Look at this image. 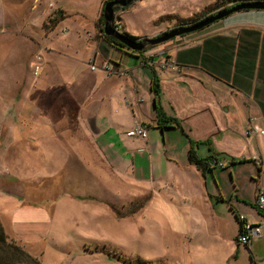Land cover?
I'll list each match as a JSON object with an SVG mask.
<instances>
[{
  "label": "rangeland",
  "instance_id": "rangeland-1",
  "mask_svg": "<svg viewBox=\"0 0 264 264\" xmlns=\"http://www.w3.org/2000/svg\"><path fill=\"white\" fill-rule=\"evenodd\" d=\"M216 1L137 0L115 12L111 26L136 39H153L210 10ZM236 2L248 7L264 0ZM55 3L68 10L50 29V20L58 17ZM99 3L31 1L30 9L43 20L39 30L21 27L24 33L0 37L3 57L12 51L4 41L16 42L19 52L12 64L0 57L8 77L2 80L0 74V188L13 182L22 189L25 206L40 205L50 215L45 238L20 246L41 264H225L235 237L227 205L212 204V209L196 179L193 186L164 189L174 175L185 181V172L171 166L160 172L157 163L148 164L146 140L128 134L144 124L134 117L146 120L148 114L132 115L128 107L133 92L122 70L134 72L136 60L104 40ZM229 16L228 23L238 27L264 25V8H243ZM63 50L70 55H58ZM160 136L150 130L147 139L184 157L186 142L178 132ZM206 153L199 147V157ZM9 220L2 217L7 231ZM237 264H249V259L242 255Z\"/></svg>",
  "mask_w": 264,
  "mask_h": 264
},
{
  "label": "crops",
  "instance_id": "crops-1",
  "mask_svg": "<svg viewBox=\"0 0 264 264\" xmlns=\"http://www.w3.org/2000/svg\"><path fill=\"white\" fill-rule=\"evenodd\" d=\"M31 1L34 0H0L2 40L10 33H19L22 30L27 32V29H31L30 32L39 30L43 20L37 10L30 9ZM44 2L46 0H42V5ZM99 2L98 5H102L99 15L102 16L104 4L101 0ZM55 5L57 10H68L58 3ZM48 11L50 10H47V14ZM22 17L25 18L23 22ZM35 18L39 19V24ZM229 18L201 32L171 41L163 50L155 48L144 53L145 58L153 57L152 65L159 80L158 98H155L150 90L151 75L146 66H142L140 58L133 57L136 60L132 70L134 72L127 73L122 70V77L133 92L130 95L133 102L128 105L132 115L135 111L143 117L148 114L146 120L134 117V121L143 122L147 126L145 140L151 153L148 164L157 163L160 172L161 168L168 169L170 166L174 171L185 172V181L181 182L179 177L174 175L172 181L162 184L164 189H183L184 184L193 186L196 179L202 191L201 195L210 207L213 209L212 204L217 203L226 204L234 220V243L226 254L225 264L239 263L242 255L249 259V264L250 258L253 264H264V229L262 237L248 248L238 247L235 243L238 233L235 215L244 217L245 221L251 224L258 223L261 218L254 204L257 190H264V25L250 28L248 25L237 23L238 27L228 23ZM4 42L7 47L11 45L9 47L12 51L5 54V57L0 54V57L5 64H12L19 57L17 43ZM176 42L178 43L174 44ZM63 52L58 55L69 56L71 53L66 50ZM0 64L5 65L1 61ZM0 74L2 80H8L1 69ZM156 101L159 102L160 111L167 118L178 120L190 139L199 144L195 149L196 154L199 147L206 148L204 157L197 154L199 159L216 153L225 155L216 156L218 163L212 173L206 172L204 176L199 168L189 163V143L178 130L162 131L155 128ZM99 115L103 118L107 116L101 106ZM150 130L159 131L162 140L163 135L170 131L178 132L186 142L184 157L179 159L177 154L172 152V147L165 150L164 143L160 147L150 144L147 139ZM230 158L235 162H245L231 166ZM220 163L224 164L225 169L219 168ZM226 164L229 165L228 168ZM162 165L165 167H161ZM157 177L161 180L164 173ZM208 181L212 184L211 189L208 187ZM14 187L13 182L8 180L7 188H0L1 192H8H4L6 196L0 195V220L2 222L3 216H9L12 220L10 231L2 224L7 236L19 245L43 240L41 238L46 236L44 225L50 221V215L45 207L40 205L25 206L22 202V189L16 190L17 187Z\"/></svg>",
  "mask_w": 264,
  "mask_h": 264
},
{
  "label": "trees",
  "instance_id": "trees-1",
  "mask_svg": "<svg viewBox=\"0 0 264 264\" xmlns=\"http://www.w3.org/2000/svg\"><path fill=\"white\" fill-rule=\"evenodd\" d=\"M109 1H112V0H109ZM106 0H104L103 4H105ZM239 2H236V0H217L214 5L212 6V8H210V10L208 11H204L202 12L201 14H199L197 17H194L192 19H189L187 22H183V23H180L177 27H175L174 29L170 30L169 32H172V31H175V30H182V29H187V28H191L193 26H196L198 24H200L201 22H203L205 19L207 18H210L212 16H215L217 15L218 13L220 12H223V11H226V10H229L230 8H233L235 7ZM119 10H125L119 6L117 7H114V13L119 11ZM56 14H58V17L56 16L55 19H52L50 20L49 22V25H50V29H53L55 28L59 21L63 20L64 16H63V11L61 9L57 10L56 11ZM230 16L220 20V21H216L200 30L197 31L198 32H201L207 28H209L210 26L218 23V22H221L227 18H229ZM59 19V20H57ZM100 23L102 24L103 26V17L101 16L100 19H99ZM48 25H44V28L47 27ZM118 26H116V24H114V26L112 25V28L114 30L117 29ZM103 29H101V32H102ZM118 32V31H117ZM103 33V32H102ZM168 33V32H167ZM167 33H164V34H167ZM196 33V32H194ZM193 32L192 33H187V34H182L180 35L179 39H182L188 35H191V34H194ZM121 35H124L126 37H129L130 39H132L133 36H130L126 33H123ZM163 35V34H162ZM103 38L104 40L108 43V44H111V45H114L116 46L117 48L119 49H122V50H126L133 55V57L136 59H139V57L141 55H144V53L150 49H152L153 46H149L146 50L142 51V52H135V51H132L130 48H128L127 46H125L124 44L118 42L117 40H115L114 38L112 37H106L103 35ZM178 39V40H179ZM172 40H177L175 38L173 39H170L169 41H172ZM132 57V58H133ZM144 57V56H143ZM140 60L141 61V64L142 66H146V68L148 69L150 75H151V82H150V90L151 92L153 93L154 97L158 98L159 96V92H160V89H159V80H158V77H157V73H156V70L154 68V65L153 64V60L152 58L153 57H149V58H143ZM159 102H155V112H156V120H155V123H156V129L158 130H167V129H174V130H178L184 137L186 140H188V143H189V149L187 151V160L189 161V163L195 165L197 168H199L201 170V172L203 173L204 176H206V172H208L209 174L212 173L213 169L215 168V165L214 164H217L218 163V160L216 158V156H219V157H224L225 155L224 154H219V153H216V154H212V155H209L207 158L205 159H199L197 157V154L195 152V149L197 148V146L199 145L197 142H194L192 139H190V137L186 134V132L183 130L180 122L178 120H175V119H171V118H167L160 110V107H159ZM143 127L145 126L144 124H142ZM146 128V131H147V126H145ZM231 160V158H230ZM245 161L244 160H241V161H238V162H235L233 159L231 160L230 164L231 166H235V164H242L244 163ZM221 169H225V168H221ZM235 218H236V223H237V227H238V233H237V236L238 234L241 232L242 230V225L245 221L244 220H240L239 219V216H236L235 215ZM244 218V217H243ZM261 219V218H260ZM237 236L235 238V243L237 244V246L239 247V243L237 242ZM249 246L247 245H244L243 248H248ZM103 249H105V246L102 247ZM250 261H251V264H253V260L250 258ZM126 262V261H124ZM0 264H41L40 261L33 257L31 254H29L23 247H21L19 244H17L16 242L10 240L4 230V227L2 225V222L0 220ZM143 264H148L147 262H143Z\"/></svg>",
  "mask_w": 264,
  "mask_h": 264
},
{
  "label": "water",
  "instance_id": "water-1",
  "mask_svg": "<svg viewBox=\"0 0 264 264\" xmlns=\"http://www.w3.org/2000/svg\"><path fill=\"white\" fill-rule=\"evenodd\" d=\"M137 0H112L108 1L104 4L103 11H102V17H103V35L106 37H112L118 42L124 44L128 48H130L132 51L142 52L146 49L148 46H156L158 44H161L165 41H169L170 39L176 38L182 34L191 33L195 30H200L216 21H220L226 17H228L231 13L240 11L243 8L246 9H252V8H264L263 4H255L248 7H245V5L241 6H235L233 8H230L229 10L223 11L218 13L215 16H212L210 18L205 19L200 24L193 26L191 28L182 29V30H175L172 32H168L167 34H163L157 38L153 39H136L132 37L130 39L129 37H126L124 35H121V33L114 30L111 26L114 20V7L119 6L123 9L128 8L133 3H135ZM244 6V7H243Z\"/></svg>",
  "mask_w": 264,
  "mask_h": 264
},
{
  "label": "built area",
  "instance_id": "built-area-1",
  "mask_svg": "<svg viewBox=\"0 0 264 264\" xmlns=\"http://www.w3.org/2000/svg\"><path fill=\"white\" fill-rule=\"evenodd\" d=\"M136 131V133H135ZM134 132H128L130 136H134L135 134L139 136L142 139H146L147 137V132L145 126L143 127L142 125L140 128L135 130ZM217 166V164H214ZM219 168H224V164H218ZM255 208L258 211V213L261 216V219L258 223L256 224H251L248 223L247 221H244L242 225V230L237 236V242L239 243L240 246H250L254 240L259 239L263 235V229H264V190L259 189L256 192V197H255ZM240 220H244L243 217H239Z\"/></svg>",
  "mask_w": 264,
  "mask_h": 264
},
{
  "label": "flooded vegetation",
  "instance_id": "flooded-vegetation-1",
  "mask_svg": "<svg viewBox=\"0 0 264 264\" xmlns=\"http://www.w3.org/2000/svg\"><path fill=\"white\" fill-rule=\"evenodd\" d=\"M117 7V6H116Z\"/></svg>",
  "mask_w": 264,
  "mask_h": 264
}]
</instances>
